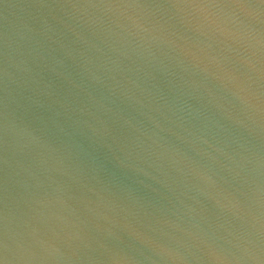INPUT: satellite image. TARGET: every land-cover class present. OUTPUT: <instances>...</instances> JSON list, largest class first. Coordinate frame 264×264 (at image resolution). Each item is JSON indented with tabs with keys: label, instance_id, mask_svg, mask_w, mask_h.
Here are the masks:
<instances>
[{
	"label": "water",
	"instance_id": "water-1",
	"mask_svg": "<svg viewBox=\"0 0 264 264\" xmlns=\"http://www.w3.org/2000/svg\"><path fill=\"white\" fill-rule=\"evenodd\" d=\"M0 264H264V0H0Z\"/></svg>",
	"mask_w": 264,
	"mask_h": 264
}]
</instances>
